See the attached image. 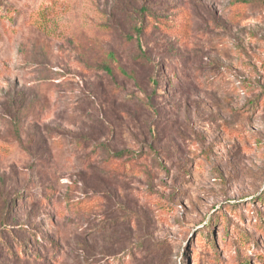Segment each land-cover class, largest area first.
Returning a JSON list of instances; mask_svg holds the SVG:
<instances>
[{
	"label": "rangeland",
	"instance_id": "rangeland-1",
	"mask_svg": "<svg viewBox=\"0 0 264 264\" xmlns=\"http://www.w3.org/2000/svg\"><path fill=\"white\" fill-rule=\"evenodd\" d=\"M0 264H264V0H0Z\"/></svg>",
	"mask_w": 264,
	"mask_h": 264
},
{
	"label": "trees",
	"instance_id": "trees-1",
	"mask_svg": "<svg viewBox=\"0 0 264 264\" xmlns=\"http://www.w3.org/2000/svg\"><path fill=\"white\" fill-rule=\"evenodd\" d=\"M123 154H124V152H118V153H117V155H123ZM3 223H4V222H3ZM23 247H25V245L22 244V243H20V244H19V248H23ZM15 248H16V247H15ZM9 249L13 250V248H9ZM13 251H14V250H13ZM13 251H12V252H13Z\"/></svg>",
	"mask_w": 264,
	"mask_h": 264
}]
</instances>
